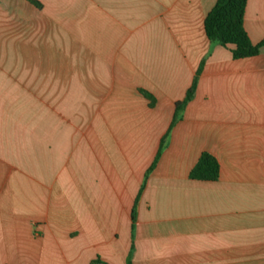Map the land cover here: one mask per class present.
Segmentation results:
<instances>
[{
	"label": "crops",
	"instance_id": "obj_1",
	"mask_svg": "<svg viewBox=\"0 0 264 264\" xmlns=\"http://www.w3.org/2000/svg\"><path fill=\"white\" fill-rule=\"evenodd\" d=\"M38 1L0 0V264H264V47L209 41L216 0Z\"/></svg>",
	"mask_w": 264,
	"mask_h": 264
},
{
	"label": "trees",
	"instance_id": "obj_2",
	"mask_svg": "<svg viewBox=\"0 0 264 264\" xmlns=\"http://www.w3.org/2000/svg\"><path fill=\"white\" fill-rule=\"evenodd\" d=\"M30 3L40 7L38 0H27ZM247 0H216L212 8L207 12L203 20L204 33L211 42H217L225 47H229L234 59L245 58L258 55L264 47V38L253 43L244 28V13ZM199 71L193 77L190 87L187 89L184 97L175 102L174 113L170 124L161 137L158 148L152 162L144 173L143 182L135 197L132 218L135 220L136 204L145 185L146 178L155 167L163 149L166 146L168 133L174 123L181 119L183 109L192 99L197 83ZM141 94L148 100L151 107L155 103V97L145 91L140 90ZM220 166L217 158L210 152L203 151L200 153L197 161L190 169L188 177L195 180L214 181L219 177ZM89 264H107L99 257L93 259ZM126 264H133L131 261V251L126 258Z\"/></svg>",
	"mask_w": 264,
	"mask_h": 264
}]
</instances>
